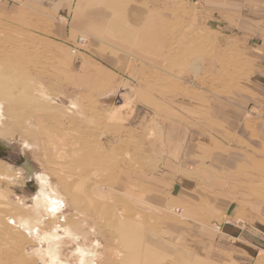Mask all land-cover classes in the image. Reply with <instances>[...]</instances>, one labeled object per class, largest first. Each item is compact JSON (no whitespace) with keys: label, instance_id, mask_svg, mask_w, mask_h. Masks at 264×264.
<instances>
[{"label":"rangeland","instance_id":"rangeland-1","mask_svg":"<svg viewBox=\"0 0 264 264\" xmlns=\"http://www.w3.org/2000/svg\"><path fill=\"white\" fill-rule=\"evenodd\" d=\"M2 54L63 112L58 142L44 137L54 151L9 136L0 155L9 211L28 216L51 177L83 216L66 207L27 240L13 233L0 264H53L36 246L47 228L62 239L61 262L76 264L68 223L84 215L101 254L139 246L151 251L141 264H222L213 242L186 235L185 205L166 195L174 182L219 213L207 218L209 242L232 201L254 205L264 228V0H0ZM23 162L39 185L10 183ZM120 215L123 245L111 241Z\"/></svg>","mask_w":264,"mask_h":264},{"label":"bare ground","instance_id":"bare-ground-1","mask_svg":"<svg viewBox=\"0 0 264 264\" xmlns=\"http://www.w3.org/2000/svg\"><path fill=\"white\" fill-rule=\"evenodd\" d=\"M7 62H9V57L2 54L0 56V155L12 142L9 136L13 135L21 139H26L29 144H41L38 140L44 143L49 136L48 134L51 135V139L55 138L57 141L58 135L61 132L59 123L63 112L57 109L54 105L56 102L53 101L54 99H52L46 91L44 92V90L38 86L35 88L28 86L30 84L28 82L30 81H26L28 84L23 82L24 79L20 73L12 68V66H9ZM24 75L25 74H23V77ZM73 106H71V108ZM77 107L78 106H76V108ZM74 108L75 107L71 109L72 112ZM69 109L66 110L67 114H72ZM77 114L81 116L80 113ZM50 140L49 142H45V154L48 152V149L52 151L56 149L58 141L56 142L53 140V142ZM3 169L5 170V167ZM4 174L5 172L0 173V243L2 245L12 242L13 233L20 234L27 240V236L33 234L36 229L39 228L42 230L46 228L47 221L54 218V214L52 213L54 210L60 212L63 208L70 207L75 214L83 216L81 211H78L75 209L76 207L72 206L73 202H71L70 199L67 200V195L69 193L66 195L59 190L57 184L51 177L48 180L49 191L46 192L42 189L43 187H39L41 188L39 189L41 192L40 196L35 197L33 210L28 216L23 215V213L16 214L15 211L14 213L9 211L10 208L13 207V203L6 197L7 192L5 191V186L7 182L3 179ZM7 178L11 180L10 183L15 184L18 188H24L28 180H33L37 183L36 185H39L36 173L26 162H23L21 170L16 169V171L13 172L12 175L7 176ZM75 196L76 195H73V198ZM49 206L51 210H48ZM8 212L11 213V217L7 215ZM61 214H63V212H61ZM120 217L118 231H116V235L113 233L114 231L112 232L111 241L123 245L125 239L123 238V215H120ZM61 218L63 220V215ZM68 226V238L74 243L76 249V264H110L111 262H113V264H141L143 261L140 258V253L145 251L146 253L151 252L138 246L131 248V250L128 251V255L124 257L123 252L118 250H115L114 253L111 252L110 254H106L107 247H105L101 254L99 252L98 242L93 243V241L87 238V233L84 232V227L89 226L86 215H84L81 220L68 223ZM90 228L94 235H99V230H97L95 226L92 225ZM44 231L45 234L40 235L36 246L46 251L49 259L53 261V264H70L65 260L61 262L62 239L58 236L57 229L51 230L47 228ZM81 239H83L84 242H81ZM25 240L23 245L27 243ZM6 250L7 247L5 251ZM154 250L156 249H153V251ZM14 260V262L19 261L18 255L14 256Z\"/></svg>","mask_w":264,"mask_h":264},{"label":"crops","instance_id":"crops-1","mask_svg":"<svg viewBox=\"0 0 264 264\" xmlns=\"http://www.w3.org/2000/svg\"><path fill=\"white\" fill-rule=\"evenodd\" d=\"M100 17V14H99ZM185 180V179H184ZM174 182L166 188L167 198L174 202H183L185 209L183 211L186 223V235L191 241H199L204 247L209 244L215 245L217 250L222 253L223 257L220 263L225 264V254L232 253L235 264H259L261 252H264V243L258 238L255 230L258 228L256 222L255 206L238 201H232L227 204L221 211V221L214 222L213 226H220V232H216L213 241L207 240L208 224L207 218L210 215L217 216L219 213L214 211L209 214L207 207L203 203H207V197L202 193H196L192 189V185H188L187 181ZM178 185V186H177ZM180 185V186H179ZM204 206V207H202ZM244 211L245 216H241ZM220 212V211H219ZM211 217V216H210ZM236 222L237 225H227L226 222ZM264 222V217L262 221ZM252 225L256 226L253 229Z\"/></svg>","mask_w":264,"mask_h":264},{"label":"built area","instance_id":"built-area-1","mask_svg":"<svg viewBox=\"0 0 264 264\" xmlns=\"http://www.w3.org/2000/svg\"><path fill=\"white\" fill-rule=\"evenodd\" d=\"M75 51V50H74ZM225 224H227V225H230V223L229 222H226ZM237 224V223H236ZM216 230H220V226H217L216 228H215ZM255 232L257 233V236H258V238L264 243V229H262V230H255Z\"/></svg>","mask_w":264,"mask_h":264}]
</instances>
